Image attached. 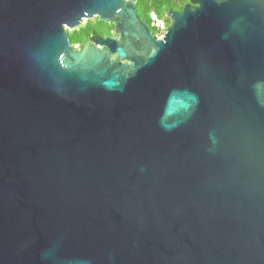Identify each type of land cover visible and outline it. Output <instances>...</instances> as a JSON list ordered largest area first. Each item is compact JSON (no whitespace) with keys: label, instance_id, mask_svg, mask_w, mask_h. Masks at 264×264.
Returning <instances> with one entry per match:
<instances>
[{"label":"water","instance_id":"obj_1","mask_svg":"<svg viewBox=\"0 0 264 264\" xmlns=\"http://www.w3.org/2000/svg\"><path fill=\"white\" fill-rule=\"evenodd\" d=\"M167 16L0 0V264H264V0Z\"/></svg>","mask_w":264,"mask_h":264},{"label":"trees","instance_id":"obj_2","mask_svg":"<svg viewBox=\"0 0 264 264\" xmlns=\"http://www.w3.org/2000/svg\"><path fill=\"white\" fill-rule=\"evenodd\" d=\"M141 14L150 20V12L155 11L161 17H165L170 9L182 10L191 0H137ZM113 26L99 19L91 20L79 29L70 32L74 45L86 44L92 38L111 34Z\"/></svg>","mask_w":264,"mask_h":264},{"label":"built area","instance_id":"obj_3","mask_svg":"<svg viewBox=\"0 0 264 264\" xmlns=\"http://www.w3.org/2000/svg\"><path fill=\"white\" fill-rule=\"evenodd\" d=\"M166 17H168L166 15ZM149 29L153 31L156 40L161 41L165 36V32L168 30L170 24L165 17H160L157 12H150V20L148 22Z\"/></svg>","mask_w":264,"mask_h":264},{"label":"flooded vegetation","instance_id":"obj_4","mask_svg":"<svg viewBox=\"0 0 264 264\" xmlns=\"http://www.w3.org/2000/svg\"><path fill=\"white\" fill-rule=\"evenodd\" d=\"M139 10V9H138ZM183 10V9H182ZM182 10H177V11H182ZM140 13V12H139ZM140 16H141V18L143 19V20H145V21H147L148 22V20L143 16V14H141L140 13ZM111 34H109V35H103V36H99V37H108V36H110ZM98 37V38H99Z\"/></svg>","mask_w":264,"mask_h":264},{"label":"rangeland","instance_id":"obj_5","mask_svg":"<svg viewBox=\"0 0 264 264\" xmlns=\"http://www.w3.org/2000/svg\"><path fill=\"white\" fill-rule=\"evenodd\" d=\"M160 17H161V16H160ZM165 18H166L167 22L171 25L172 22H171V20L169 19V17H166V16H165ZM72 32H73V31H72Z\"/></svg>","mask_w":264,"mask_h":264}]
</instances>
